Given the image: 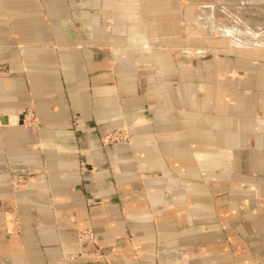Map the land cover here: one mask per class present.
<instances>
[{
	"label": "crops",
	"instance_id": "obj_1",
	"mask_svg": "<svg viewBox=\"0 0 264 264\" xmlns=\"http://www.w3.org/2000/svg\"><path fill=\"white\" fill-rule=\"evenodd\" d=\"M155 5L0 0V264H264V49L154 48Z\"/></svg>",
	"mask_w": 264,
	"mask_h": 264
},
{
	"label": "rangeland",
	"instance_id": "obj_2",
	"mask_svg": "<svg viewBox=\"0 0 264 264\" xmlns=\"http://www.w3.org/2000/svg\"><path fill=\"white\" fill-rule=\"evenodd\" d=\"M152 1L157 3L153 10V18L154 16L164 18L163 21L157 20L154 26L157 29L163 28L164 32L169 31L164 36L161 35V31H157L154 48H160L162 44L166 45L169 42L168 47L173 51L179 47L178 45L181 48L184 44L186 49H193L191 44L198 41L202 45L200 49L203 50L200 58L202 63H211L216 58L219 60V54L228 53V59L232 64L236 59H242L241 55L247 52L264 49V0ZM162 2L164 5H161ZM214 41L217 43L214 44ZM33 123L36 124V128L26 126V124L25 128L31 132H38L39 122L35 114ZM119 134L122 137H119ZM127 140H129L128 129L121 128L105 136L104 143L119 144ZM36 175V170L11 172L10 179L13 189L27 187L29 181ZM76 237L79 242L94 241V232L91 229L79 230ZM254 258V264H261L258 256Z\"/></svg>",
	"mask_w": 264,
	"mask_h": 264
},
{
	"label": "built area",
	"instance_id": "obj_3",
	"mask_svg": "<svg viewBox=\"0 0 264 264\" xmlns=\"http://www.w3.org/2000/svg\"><path fill=\"white\" fill-rule=\"evenodd\" d=\"M33 118H34L33 112H31V111L25 112L24 120H23L24 126L26 124V126L36 128L37 126H36V124L33 123ZM118 136L122 137L121 134H119ZM113 140H115V138H113Z\"/></svg>",
	"mask_w": 264,
	"mask_h": 264
}]
</instances>
